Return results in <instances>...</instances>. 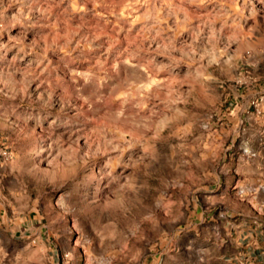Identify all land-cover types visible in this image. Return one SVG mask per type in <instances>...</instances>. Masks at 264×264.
<instances>
[{
	"label": "clouds",
	"instance_id": "9594fccd",
	"mask_svg": "<svg viewBox=\"0 0 264 264\" xmlns=\"http://www.w3.org/2000/svg\"><path fill=\"white\" fill-rule=\"evenodd\" d=\"M15 3L20 11L13 25L23 35L0 44V139L9 141L7 150L0 148V264H82L83 253L87 254L84 264H142L148 249L163 255L176 245L179 233L172 222L188 218L182 209L196 192L209 208L218 210L219 220L228 222L230 213L234 219L259 224L256 212L264 215V131L243 129L238 110L235 118L230 117V128L217 132L209 122L202 130L201 118L210 121V111L192 117L187 109L175 107L187 101L181 91L185 83L192 89L214 80L205 75L211 64L220 65L223 72L224 65L235 59L229 49L237 38L246 41L258 31L255 0H123L124 12L113 9L118 26L122 18L124 24L131 22L125 13L131 16L140 8L145 11L134 16L137 23L155 21L152 29H141L142 33L155 30L150 44L156 47L147 49L117 47L116 37L105 49L99 35L81 34L89 17L100 15L97 10L107 11V0ZM53 9L58 10L55 15ZM4 10L0 0V14ZM201 10L203 15H197ZM180 14L183 19L173 25V35L166 36L167 20ZM73 20L76 27H66ZM28 31L35 37L30 46L23 43ZM185 32L188 37L177 46V37ZM158 37L163 42L157 43ZM12 49L16 55L7 62ZM48 52L58 59L50 60ZM93 53L87 71L73 67L79 57ZM29 56L33 59L26 68L19 67ZM209 57L211 64H206ZM37 64L42 68L34 67ZM58 76L63 78L59 89ZM49 80L51 87L29 91L34 83L42 86ZM79 100L91 109L93 130H84L87 124H73L82 128L75 133L77 139L69 140L68 147L62 137L54 139L47 157L51 166L44 168L48 148L34 142L33 135L50 119L57 131L66 130L65 110L70 101ZM161 102L167 112L184 118L167 115ZM205 106L206 102L200 104ZM238 130L244 133L241 143L251 140L259 147H252L250 155L237 148L234 159L225 165L222 138L235 137ZM146 175L158 181L155 187ZM221 178L226 181L223 190L211 192L205 187ZM198 219L200 224H189L188 230L196 236L188 238L185 250L196 257V264H216L221 240H231V225L222 233L223 223L202 228L205 222ZM242 237L253 242L251 231L244 237L243 224L231 242L239 247ZM168 264L190 261L169 256Z\"/></svg>",
	"mask_w": 264,
	"mask_h": 264
},
{
	"label": "rangeland",
	"instance_id": "374dc122",
	"mask_svg": "<svg viewBox=\"0 0 264 264\" xmlns=\"http://www.w3.org/2000/svg\"><path fill=\"white\" fill-rule=\"evenodd\" d=\"M5 5V10L0 14V24L3 25V29L0 30V44H7L9 38L15 37L20 39L22 37V30L19 26L13 25V17L16 16L20 8L15 3V0H2ZM110 7L107 11L97 10L101 12L100 15L89 17L88 28H85L81 31V34H85L89 31L93 35L100 36V43L105 45V49L109 46V41L112 37L117 38V47L128 48L129 45L135 47L140 45L145 49L151 47L155 48L156 44L151 43V37L155 35V30L150 33H142L141 29H152L155 21L146 20L137 23L134 19L135 15L142 14L145 9L140 8L138 13H132L131 16L128 13H125L131 21L128 24L123 23V18L118 26L116 15L113 14V9L116 12H124L123 0H107ZM178 3L179 0H176ZM89 8L92 5H88ZM157 8L161 7V3H157ZM255 7L258 11L256 23L258 25V31H255L252 36L246 40L242 41L240 38H237V43H233L229 49V54L235 59L232 61L231 65H224V71H221L220 65L211 64V57H209L205 63L211 64V67L208 68L205 75L211 74L215 77L214 80H204L200 86L193 85L190 89L187 83L184 84L181 91L186 94L187 101L185 103H178L175 107L181 109L182 111L187 109L188 113L192 117L201 115V113L210 111V121L208 117H202L200 121V127L203 130L204 126L211 122L216 125V131L220 132L231 127L230 117L235 118L237 115V110L239 111L240 119L242 120L241 127L245 130L247 129H259L264 131V2L262 0H255ZM211 10V9H209ZM57 9H53V14L57 12ZM193 10L189 9L191 14ZM73 17H76L75 7L71 9ZM164 12L161 13L163 18ZM197 15H203V11H199ZM183 19V14L178 15L175 18H170L167 20L166 25L169 28V31L165 34L166 36L173 35L171 31L173 25L179 20ZM106 21H111L106 22ZM198 21H194L195 25ZM252 25V21L248 22V27ZM70 29L76 27L75 20L69 21V24L66 25ZM164 27V25H161ZM219 27V24H217ZM248 27L245 28V31H248ZM119 28H123L124 31H119ZM47 35V33H45ZM147 36V39L145 38ZM188 37V33L185 32L182 35L177 37V46L180 42L185 40ZM35 40L32 31H28L26 36H23V43L27 46H30ZM163 42L162 38H157V43ZM226 42L222 38L221 47L223 43ZM43 41H41V48L45 47ZM39 51V50H37ZM16 55V49L7 53L6 60L11 62ZM50 60L54 62L58 59L53 56L51 52L47 53ZM73 55H76L75 53ZM95 54H86L84 57H79L78 64L73 65L77 67L79 71L85 72L89 69V61L92 60ZM33 57L29 56L26 60L19 62V67L26 68L27 64L31 62ZM94 62V61H93ZM223 63V61H222ZM37 69L42 68V65H34ZM183 71H187V67L183 68ZM43 78V77H42ZM203 80V77H200ZM63 78L57 77L56 88L61 87ZM81 83L83 81H80ZM52 81L49 80L44 85L33 84L29 89L30 92H35L37 87L47 88L51 87ZM36 97H33L35 99ZM202 102H206L205 107H200ZM118 103V101H117ZM196 105V109L193 110V105ZM160 107L165 109L163 102L160 103ZM59 111V109H55ZM167 112V110L165 109ZM91 109L88 108V105L83 101H70L67 109L65 110L63 119L66 121V130L57 131L52 123L51 119L47 121L43 127L38 128L36 133L33 135L32 139L34 142L43 143L47 146L48 152L44 153L45 159L42 162L44 168L50 167V162L47 157L51 154L52 145L54 139L63 138L65 141V147H68L69 140H76L77 137L75 133L82 131L81 127H73V124H87L86 131H92L95 118L91 116ZM167 115L174 116L178 119H183L179 113L167 112ZM85 116L87 119L85 120ZM54 118V117H53ZM163 119V118H162ZM167 124V121H165ZM51 129V131H49ZM255 135V133H253ZM244 133L239 132L235 137L222 138L224 140L225 159L223 163L227 165L234 159V154L236 153L237 148L244 151L246 154L250 155V149L252 147H259V144H254L251 140L241 143ZM9 141L6 138L0 139V148H6V145ZM79 144L82 146L84 141L79 140ZM170 155V153H169ZM145 179L149 181L154 187L157 185L158 181L154 177L145 176ZM178 179V178H177ZM165 183H169L165 181ZM171 187V185H170ZM206 188H209L211 192H216L219 188L223 190L226 187V181L221 178L219 183H212L210 185L206 184ZM175 191V189H171ZM7 195V192H5ZM159 203V202H157ZM183 212L187 213V219L182 222L173 221L172 223L176 224L177 233L175 234L176 245L170 250L169 253L160 255L159 251H153L152 249L147 250L145 260L142 264H168L169 256H180L182 259L190 261V264H196V257H189L186 250L185 244L189 237L195 238L196 233L194 231L188 230L189 224L195 223L200 224L198 218H202L205 222L204 225H201L203 228L206 226H214L218 223H223L222 233H227L231 225V240H221V247L219 249L220 255L216 259V264H264V215H260L259 212H256V215L259 216V224L256 222H245L242 217L233 218L232 215L228 214V222H223L219 220V212L216 208H209L208 203L204 200V197L201 193L196 192L194 197H190L188 201V207L182 209ZM256 211V210H253ZM6 212L9 217L12 215V209L10 207L6 208ZM45 213H41L44 215ZM161 215H165L161 213ZM36 213L31 214V219L35 220ZM158 218H154L153 222H156ZM65 223L70 221L66 220ZM243 224L244 237L248 236V232L253 233V242H249V239L241 238L240 246L237 247L235 243H232V240L236 239L237 228ZM37 226H39L37 224ZM167 227V225H165ZM95 230V229H93ZM72 237H69L71 239ZM83 252V249H80ZM234 253H242L243 256L233 255ZM86 253H83L82 264H84V259ZM103 264V262H101Z\"/></svg>",
	"mask_w": 264,
	"mask_h": 264
}]
</instances>
